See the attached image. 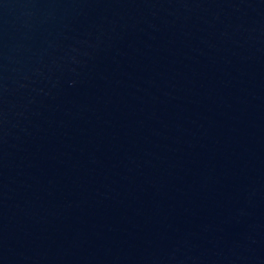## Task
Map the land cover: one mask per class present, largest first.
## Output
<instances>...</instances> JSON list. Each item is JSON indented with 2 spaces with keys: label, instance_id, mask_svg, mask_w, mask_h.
<instances>
[{
  "label": "water",
  "instance_id": "95a60500",
  "mask_svg": "<svg viewBox=\"0 0 264 264\" xmlns=\"http://www.w3.org/2000/svg\"><path fill=\"white\" fill-rule=\"evenodd\" d=\"M0 264H264V0H0Z\"/></svg>",
  "mask_w": 264,
  "mask_h": 264
}]
</instances>
